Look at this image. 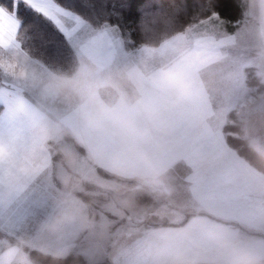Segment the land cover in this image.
<instances>
[{"label": "rangeland", "instance_id": "374dc122", "mask_svg": "<svg viewBox=\"0 0 264 264\" xmlns=\"http://www.w3.org/2000/svg\"><path fill=\"white\" fill-rule=\"evenodd\" d=\"M40 2L45 7L58 8L62 12L72 14L70 17L58 14L60 23L57 25L37 12L64 35L72 50V64L63 70L47 66L42 60L31 56L32 61L36 60V64L44 66L46 79L51 74L71 76L82 61L93 62L99 67L123 64L146 73L150 72L156 66V58L161 55V50L177 34L167 36L155 45L140 44L130 47L128 38L123 36L115 25L93 26L85 18L55 4L53 0ZM21 4L34 11L23 2ZM201 20L190 25L198 26L200 32L210 33L213 37L223 33L227 25L216 16ZM143 21L141 30L144 28L145 32ZM151 27H157V24ZM16 43L25 51L18 40ZM198 44L201 49H214L220 57L225 58L222 42L211 44L208 40L199 39ZM230 52L232 54V50ZM13 57L16 58L15 55ZM212 62L214 65L218 63L217 66L222 64L217 57H212L211 65ZM22 65L25 64L17 58L15 61L6 57L0 58V92L5 90L10 95L7 99L13 103L15 100L16 104L19 95L24 98H21L24 103L22 102L23 107L19 112L24 115L21 124L25 126L15 134L20 135L27 129L50 128L54 134L56 130L57 133L49 144H44V152L48 156L44 165H39L32 154L37 145L32 140L39 139L33 137L31 130L26 134L30 141L21 138L11 143L12 147L20 149L19 153L7 152L8 137L2 142L0 135V159L5 153V160L11 161V164L4 168L5 175L21 181L18 187L23 192L22 201H17L12 206L15 208L14 212L8 216L0 211V232L3 236L0 238V262L7 264L11 260L18 241L23 239L30 245L23 250L28 254L31 264H38L39 259L44 261L41 255H46L45 252L55 254V259L54 255H46L53 257L45 259L50 261V264L57 262L52 260L63 258L69 259L68 263L64 264H82L80 261L84 264H151L152 256L147 257L144 254V246L136 245V237L127 235L130 227L145 230L163 228L177 232L192 225L194 232L198 233L199 225L196 222L201 220L220 223L234 229L248 225L256 231L249 234L259 235V240H263L264 233H258L252 226L264 222V175L255 172L231 148L222 147L215 141L207 142L204 140L206 134H194L189 129L198 125L196 122L199 117L202 126L209 128L210 122V127H215V108L220 106V103H216L223 92L210 97L195 119L178 117L171 124L148 134L147 140L154 164L162 160L170 164L178 160H187L190 163L189 168L182 163L167 167L163 163L155 166L152 172L157 176L161 188L157 187L158 194H155V185L152 188V178L147 174L140 173L133 167L132 174L135 176H131L127 160H121L114 166L105 158L102 144L115 134V130L89 125L85 120V101L72 102L59 97V100L54 102L50 94L40 101L26 91L27 87L22 89L17 86L16 82L25 83L24 78L17 75L23 68ZM257 71L255 67L245 66L240 78L233 77L229 86L235 88L247 81L250 84L255 83L257 88ZM43 76L42 74L41 77ZM40 79L44 81L43 78ZM26 82L29 84L28 79ZM0 103L8 106L4 99H0ZM210 113L209 121L204 117ZM233 127L235 126L228 125L227 129L236 136L238 130ZM198 141L205 145V149L199 154L197 149L201 143ZM261 141V151L264 154V136ZM198 160L206 165L202 166ZM168 167L173 168L175 175L177 169L180 173L184 172L185 179L178 182L177 187L171 186L172 172ZM187 175L188 178L185 177ZM77 182L78 187H74ZM165 187L172 189L174 195H164ZM54 189L71 190L77 200L88 206V219L81 224L84 229L79 230V225L73 227L72 236L68 233L63 241L59 233L57 238L52 235L49 237L48 231L38 227L42 221L49 219V216L38 213L34 220L32 214L33 211L51 207ZM133 213L136 214L135 217ZM160 216H164V219L161 220ZM68 237L70 240L65 242V245H58Z\"/></svg>", "mask_w": 264, "mask_h": 264}, {"label": "clouds", "instance_id": "9594fccd", "mask_svg": "<svg viewBox=\"0 0 264 264\" xmlns=\"http://www.w3.org/2000/svg\"><path fill=\"white\" fill-rule=\"evenodd\" d=\"M241 7L239 27L227 37L232 48L227 58L220 57L214 49H201L198 26L188 25L164 46L150 72L123 64L99 67L82 61L71 76L51 74L42 81L41 87L54 97L85 101V120L89 125L115 130L102 144L110 163L116 166L121 160H127L140 173H151L154 160L148 134L178 117L195 119L207 100L222 93L245 66L257 68L259 85L246 97L243 115L248 123L264 127V0H241ZM0 8L8 11L3 3ZM183 14L181 8L148 13L144 25L164 22L175 30L182 24ZM64 15L72 14L65 12ZM17 24L16 35L23 21L17 19ZM5 57L10 61L16 59L10 49L0 47V58ZM212 57H217L222 64L213 67ZM17 75L27 81L22 68ZM129 129L133 130L131 135ZM65 188H68L67 182ZM54 192L52 215L38 225L40 229L54 235L87 221L88 206L77 200L71 190L54 189ZM163 194L171 197L174 191L165 187ZM196 223L198 233L192 225L177 232L133 226L127 235L136 237L134 243L149 250L151 264H264V240L248 238L238 229L220 223L205 220ZM252 227L264 232V222ZM29 246L25 240H19L7 264H31L23 250ZM51 255L55 258V254Z\"/></svg>", "mask_w": 264, "mask_h": 264}, {"label": "trees", "instance_id": "16d2710c", "mask_svg": "<svg viewBox=\"0 0 264 264\" xmlns=\"http://www.w3.org/2000/svg\"><path fill=\"white\" fill-rule=\"evenodd\" d=\"M54 2L85 18L93 26L115 25L123 36L128 38L130 47L140 44L155 45L163 38L183 31L186 26L211 16H216L230 25L241 20L243 10L241 0H54ZM0 3L14 13L18 20L23 21L16 39L30 56L42 60L44 64L53 68L63 70L71 66L72 50L64 35L54 25L21 3L14 6V0H0ZM173 8L184 9L182 24L175 30L164 22L158 23L154 28L151 25L145 26V32L144 28L141 30V23L146 14ZM1 111L0 106V113ZM234 126L238 132L236 136L230 134L226 136L228 144L252 167L264 174V156L253 150L242 136L240 127ZM2 237L0 232V238ZM41 256L44 261L39 259L38 264H50V261L45 259H53L50 256ZM68 260L63 258L52 261H57L55 264H64L68 263ZM80 263L84 264L83 261Z\"/></svg>", "mask_w": 264, "mask_h": 264}, {"label": "crops", "instance_id": "0c3cea01", "mask_svg": "<svg viewBox=\"0 0 264 264\" xmlns=\"http://www.w3.org/2000/svg\"><path fill=\"white\" fill-rule=\"evenodd\" d=\"M238 27H239L238 22L230 24V25H225L224 32L223 33L221 32L220 35L215 36V37L210 36V33L200 32L201 35H200L199 39L208 40L211 42V44L222 42L223 46H224V50H225V58H227L231 54L230 50H232L231 45H230L227 37L234 34ZM16 42H17L16 38L13 39L12 43L10 44V47L8 46L7 48L12 51V54L16 56V58L19 62H22L23 64H25V65H22V67H23L22 69H23L27 79L29 80V84H28V82H25L24 84L16 82L15 84L17 86L21 87L22 89L27 87V89H26L27 92L32 93V95L39 98L40 101H43L44 98L49 95L41 87L42 80L40 78H43L44 81L47 80L46 79L47 75L45 74V71H44L45 68H44V66L36 64L35 63L36 60L32 61V57L27 52L23 51L19 47L18 43H16ZM221 50H223V49H221ZM217 64L218 63H216V65H214V63L212 62V66L214 65L213 67H216ZM244 69H245V67L243 68L242 72L244 71ZM42 74L44 75L43 77H41ZM235 77L240 78V75L235 76ZM254 84L255 83L250 84L249 82L246 81L244 84L242 83L241 85H239L238 87H235V88H233L232 86H228L226 91L225 92L223 91L222 96L219 99V101H217V103H216V104L220 103V106L215 108V111L217 114L215 127L211 128L210 122H209V128L202 126L201 120L199 117L198 121L196 122V123H198V125L195 126L194 128H189L190 132L194 133V134H199V135H205L206 134V138L204 140H206L207 142L215 141L218 144H220L222 147L227 146V147L231 148V150L233 152H235V154L238 155V157H240L242 160H244L246 163H248L243 157H241L237 153V151L233 147H231L228 144L227 139H226V136L228 134H230L231 136H234L232 133H230V132L228 133L227 132L228 130L226 131V128L228 127V125L229 126L237 125L240 127V130L242 132V136L246 139L248 145L253 150H255L256 152L264 155L261 151V143H262L261 137L264 136V127L254 126L251 123H248L246 121L244 115H243L245 110H246L245 109L246 97L252 94L251 90L256 89V86H254ZM0 93H1L0 99L1 100L4 99L6 101V103L8 104V106L6 107L0 103V106L2 107V111L0 113V135H1V139L3 142L4 138L8 137L7 138V141H8L7 152L19 153L20 149L17 147H12L11 143L15 140H20L21 138L23 140L30 141L27 139L26 134L28 132H30V130H31V129L30 130L27 129L25 132H22L20 135L15 134V133L20 132L19 129L24 128L22 126H25V125L21 124V122L23 120L22 118H24V115L21 112H19L21 110V107H23V104H22L23 100L21 99L23 97L21 95H19L20 98L18 99V102L16 104L15 100H14L15 103H13L12 101L7 99L8 97H10V95L8 93H6L5 90H2ZM50 97H51V100L54 102L59 100V97H54L52 95ZM15 104H16V108H15ZM210 115H211V113L208 116H205V117L203 116V117L210 121ZM20 117H21V119H19ZM31 131L33 133V137L39 139V140H37V139L32 140V141L37 143L35 150L32 151V154L34 156V159L39 162V165H44L47 161V158H48V156L44 152V150H45L44 147L53 140L54 136L57 133V130H56L55 134H54L53 129H51V128L48 130L34 129ZM132 131L133 130L130 129V135L132 134ZM210 133H211V135H210ZM78 135L81 136L82 134H78ZM202 141H198L201 144L199 145V147L197 149V154H199L200 152H202L205 149V147H204L205 145H204V143H202ZM45 143H46V145H44ZM5 159H6V154L4 153L3 157H1V159H0V211H2L4 214L9 216L12 212H14V209H15L12 206H14L17 201H22L23 192L18 187V185L21 183V181H19L18 179L9 178L5 175L4 168L11 164V161H6ZM162 163L165 164L166 167L168 165L174 166V165L179 164V163H182L187 168L190 167V163L187 160H178L174 164L164 162L163 160L157 161L154 164V167L159 165V164H162ZM198 163H200L202 166L206 165L205 162H202L200 160H198ZM116 168L117 167H114V169H116ZM175 168H177V166H175ZM203 168L204 167H202L201 170H203ZM252 168L255 170V172H257L261 175H264L263 173L257 171L254 167H252ZM128 170L130 171L131 176H135V174H132V173H134V171H133V166L130 163L128 165ZM168 170L172 172V181H171L172 188L177 187L178 182H180L184 178V176H183L184 172L180 173L177 169L176 175H175V173L173 172V168L168 167ZM147 175L152 178V181L150 182L152 184V188H154L153 185H155V188L153 189V193L158 194L156 189H157V187L160 186V183H156V181L158 179V178H156L157 176L154 175L153 172L147 173ZM185 177L188 178V175ZM8 201H10V203ZM38 213H40L44 216L47 215L50 218L52 215V208L49 207V209H47V210L33 211L32 214H33L34 220H35V217ZM79 226H80L79 230L84 229L83 225H79ZM238 230L248 238H251L254 240L260 239L259 235L249 234V232H256L255 230L251 229L250 227H245V225H244L241 229H238ZM72 231H73V228L58 232L60 234L61 241H63V239L67 238L68 233H69V236L71 237ZM257 232L258 233H264L261 231H257ZM47 233H49V232H47ZM47 233L45 234V238H46ZM58 233H56L54 235L49 233V237H51V235H52V236H55L57 238ZM70 237H68V239L66 241L61 242L58 245L59 246L65 245V242L69 241ZM263 240H264V237H263ZM143 251L147 257L152 256L147 248L144 247Z\"/></svg>", "mask_w": 264, "mask_h": 264}, {"label": "snow or ice", "instance_id": "6c2138e0", "mask_svg": "<svg viewBox=\"0 0 264 264\" xmlns=\"http://www.w3.org/2000/svg\"><path fill=\"white\" fill-rule=\"evenodd\" d=\"M21 2L32 8L34 11L41 13L48 19L52 20L57 25L60 23L57 19V15L65 14V12H62L58 8L52 9L43 6L40 0H14V6ZM17 28L18 24L16 15L10 11L0 8V47L7 48L12 43Z\"/></svg>", "mask_w": 264, "mask_h": 264}]
</instances>
